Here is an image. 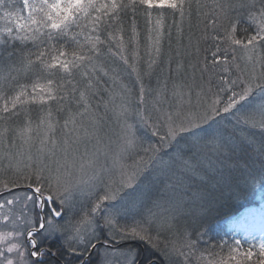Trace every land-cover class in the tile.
I'll return each instance as SVG.
<instances>
[{"label":"snow or ice","instance_id":"obj_1","mask_svg":"<svg viewBox=\"0 0 264 264\" xmlns=\"http://www.w3.org/2000/svg\"><path fill=\"white\" fill-rule=\"evenodd\" d=\"M196 9L207 21L205 27H219L221 34L211 38L227 47L217 46L212 64L200 67V83H174L169 96L166 83L154 89L145 77L158 64L166 34L163 13L178 14L183 23L191 19L193 0H0V20L5 22L0 28V227L11 229L0 231V264H48L49 258L73 264L69 257L92 264L85 254L97 247L104 248L103 264H112L111 245L101 240L105 228L113 239H146L164 256V261L149 264H189L198 251L194 233L184 228L174 233L177 239L161 246L145 227L155 222L171 231L180 211L178 202H170L167 209L158 201L147 206L152 193L145 180L151 169L193 171L185 159L188 152L209 146L217 152L234 151L232 139L255 150L248 128L264 133V102L248 103L256 90L264 94V0H196ZM138 12L150 24L144 37L150 53L146 67L141 66ZM242 18L249 27H241ZM237 46L244 54L243 67L236 63ZM117 60L135 76V84L124 82L121 70L113 66ZM257 63L262 65L259 73ZM189 67L196 69L195 64ZM183 70L178 62L177 74ZM204 73L209 74L206 80ZM209 94L211 103L202 112L186 111L194 107L193 97L199 105ZM32 105L39 109L38 122L31 117ZM61 112L62 121L56 115ZM109 116L119 126L120 143L111 167H105L101 156L107 159V145L101 132ZM21 120L22 126L15 123ZM9 133L14 135L11 143ZM144 137H159L160 147L149 145L143 149L153 154L147 160L124 164L125 155ZM93 141L89 150L86 142ZM163 147L170 149L164 153L168 160L154 155ZM259 150L264 154V142ZM117 169L118 177L111 178ZM25 186L27 192L18 195ZM85 194H95L87 211L78 207ZM129 219L134 226L119 225ZM216 247L220 251L208 252L210 259L203 252L198 259L203 264H264V239L255 251L251 243L241 250L242 241L236 239ZM124 264H137L131 251L124 254Z\"/></svg>","mask_w":264,"mask_h":264},{"label":"trees","instance_id":"obj_2","mask_svg":"<svg viewBox=\"0 0 264 264\" xmlns=\"http://www.w3.org/2000/svg\"><path fill=\"white\" fill-rule=\"evenodd\" d=\"M19 2L20 0H17V4ZM203 2L210 4L211 0H203ZM163 16L166 34L162 37L161 52L159 57H157L158 64L154 66L151 75L145 77V82L154 89L166 83L169 89L168 95L171 96L174 83L190 85L194 80L195 83H200V67L205 63L211 65L213 61L212 54L216 51V47L226 48L227 44L223 41L218 43L211 38L214 35L221 34V31L219 27L214 31L210 24L205 27L207 21L197 15L196 0H193L191 19H185L183 23L180 22L179 15L177 14L174 17L171 11H165ZM4 25L5 22L0 20V28L4 27ZM249 25L250 22L246 18H242L241 27H249ZM137 26L141 32V66L146 67L150 53L145 51V45L148 42L144 37L148 35L150 24L146 22L139 12L137 13ZM178 27L183 29L182 33L177 32ZM254 27L252 25L250 31H253ZM237 36L242 38L243 33L238 31ZM128 51L130 52L131 49L129 48ZM235 55L237 58L236 63L241 64V67H243L244 60L242 57L244 54L238 46ZM260 55L264 56V53ZM231 56L232 53L229 51V59H231ZM178 62L184 65V70L179 75L176 72ZM191 64L196 65L195 71L189 67ZM113 66L121 70V74L125 77V83L135 84V76L129 75L128 72L124 71L125 66L121 62L117 60ZM261 67V64H257V73H259ZM208 75V73H204L203 79H208ZM236 75L237 73L233 70L231 79H235ZM213 81L215 82V77H213ZM215 91L216 89L214 88L213 92ZM226 95L227 93H221L222 97H226ZM207 103H211V94H209L208 98L202 100L199 105H197L195 97H193L194 107L186 111L202 112L204 105ZM39 114L37 106L32 105L31 117L34 122H38L36 117ZM56 115L62 121L65 113L61 112ZM219 119L217 117V120ZM107 120L112 121V117L109 116ZM107 120L103 128L107 125ZM223 122L227 124V121ZM15 123L22 126V120ZM248 132L253 134L256 141L255 150L242 148L239 140L232 139V143L235 145L234 151L217 152L209 146L188 152L185 155V159L190 161L194 170L193 172L182 174V169H176L179 172L181 171L180 176L181 180L184 181V187L181 184L175 196L170 194L168 187L164 189L165 192L157 190L164 185L165 179H161L158 182L154 178L155 168L151 169V175L147 178L149 186H151V196L158 195V192H161L164 198H180L178 202L180 211L176 214L175 227L171 231L161 229L155 222L150 225L149 223L146 224L150 229L148 234L152 236L154 242L159 240L163 244L173 238L177 239L174 233L182 232L184 228H187L189 232L194 233L192 239L197 241L198 249L196 254L191 257L189 264H202L203 261L198 259L201 252H203L206 259H210L208 252L220 251L216 245L221 244L223 241H227L229 244L233 242V238L226 231L228 222L247 207L257 204L260 195L264 191V187L261 185V181L264 180V154H261L259 150L260 143L264 142V133L259 128L251 127L248 128ZM59 133L60 131L57 134ZM139 134L141 133L139 132ZM163 134L164 132L161 131V135ZM244 134L238 133V135ZM13 139L14 135L9 133L8 142L11 143ZM16 143L19 144V141H16ZM149 145L160 147L159 137H151V139L144 137L142 144L139 146V152L143 151L144 148H148ZM169 151L170 149L163 147L154 155L159 154L157 157L168 160V156L164 155V153ZM141 155L147 160L148 155L153 154H146L143 151ZM149 163L151 165L152 162L149 161ZM245 180L247 183H245ZM165 203L162 209L168 208V204ZM152 210L155 211L154 209ZM155 212L158 215L160 214L157 211ZM117 237L120 236L117 235L114 239L110 238L104 230L101 240L112 244L117 243L119 240L121 242L117 245L136 250L138 254L137 264H149V261L157 259L164 261V257L159 254L160 251L152 248L146 239L143 240L136 236H128L125 239H118ZM242 245L243 248L241 250H244L248 247V242L242 241ZM224 254H227L226 249ZM165 264H167L166 261Z\"/></svg>","mask_w":264,"mask_h":264},{"label":"rangeland","instance_id":"obj_3","mask_svg":"<svg viewBox=\"0 0 264 264\" xmlns=\"http://www.w3.org/2000/svg\"><path fill=\"white\" fill-rule=\"evenodd\" d=\"M257 64H259V63H257ZM256 67H257V65H256ZM261 102H264V94H262L259 90H256L254 92V94L251 96L250 100L248 101V103L250 105H259ZM129 122L135 123V120L133 119V120H130ZM119 131H120L119 126L113 118H112V121L107 120V125L102 129L101 135L103 136L104 145H107L106 151L108 154L107 159H105L103 155L101 156V162L104 163L105 167H111V165H112V153H114L115 151L118 150V145L120 143V141L118 139ZM137 134L140 135L139 132ZM57 135L58 136L62 135V132H60ZM86 143H87L89 150H92L93 144L95 142L93 141V142H86ZM141 144L142 143H140L134 151L129 152L125 155L124 160H123L124 164H126L128 166H132V165L138 163L141 157L144 158V156L141 155V154H143V151L139 152V150H140L139 146ZM36 147H38V143H37ZM80 151L81 152L84 151V145L83 144L80 146ZM33 152H35V147L33 148ZM157 155H159V154H157ZM157 155H155V156H157ZM138 157H139V159H138ZM154 171H155L154 178L158 182H160L161 179H165L164 185L160 189H157L158 191L165 192L164 189L168 187L170 194L172 196H175L178 193V189H179L180 185L182 184V187H184V181L181 180V176H180L181 171L179 172L176 169H173L170 172H164V173L158 171L157 169H155ZM188 172H193V171L182 170V174L188 173ZM118 174L119 173H118V169H117L115 172H113L111 178H113V179L117 178ZM108 179H109V177L105 176V181H107ZM145 184L149 185L147 179L145 180ZM26 192L27 191L20 189V190H18V195L23 196ZM98 194L103 195V192L100 191ZM155 195H156V197H155ZM155 195L151 196L149 198V201L147 202L148 207H151V204L153 201H158L161 204L162 208L164 207L165 201H166L165 204H168V206H169L170 202H179L180 201V198H164V196L161 192H158V195L157 194H155ZM94 198H95V194L91 198H89V196L87 194L81 196L80 197V203L78 204V207H83V209L85 211H87L90 202L94 201ZM153 209L155 211L161 213L160 209H157V210H156V208H153ZM153 223L154 222H150L149 225L153 224ZM119 225L122 227L123 226H129V227L134 226L130 219L119 221ZM101 227H103L102 223H101ZM145 227L148 230H150L146 225H145ZM9 230H11V229L0 227V231H9ZM104 230L106 231L107 236H109L111 238L112 236L109 235L108 229L105 228ZM226 231L229 233L231 238L236 239V240L246 241V242H248V246H249V243H251L253 245L254 251L256 250L255 245H257L262 239H264V191L260 195L259 201L257 204L250 206V207H247L237 217L231 219L228 222ZM252 237H254L255 239H251ZM117 238L121 239L120 237H117ZM172 240H174V238ZM116 242H117V240H116ZM120 242L121 241L118 240L117 243H114L113 245L110 244L111 245L110 252L112 254L109 257V259L112 261V264H124V254L128 253L129 251H131L132 254L136 256V261H137V258H138L137 257L138 256L137 251L134 249L123 248L120 245H117ZM161 246H163V244H161ZM159 254L162 257H164L161 252H159ZM100 259H101L100 261L99 260L97 261V264H103L104 248L100 252ZM173 259L175 260L176 258L174 257Z\"/></svg>","mask_w":264,"mask_h":264},{"label":"flooded vegetation","instance_id":"obj_4","mask_svg":"<svg viewBox=\"0 0 264 264\" xmlns=\"http://www.w3.org/2000/svg\"><path fill=\"white\" fill-rule=\"evenodd\" d=\"M21 189L24 190V191H27V187L26 186L22 187ZM109 244H112V243H109ZM49 246L51 247L52 245L49 244ZM102 249H103V247H97V249H95V250H90L88 253L85 254V259H89L90 258L92 264H97V261L101 260L100 259V252H101ZM69 259H73V264H78V261H76L74 258L69 257ZM48 264H56V261L54 259H52V258H49ZM61 264H63V260H61Z\"/></svg>","mask_w":264,"mask_h":264}]
</instances>
